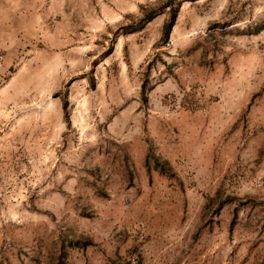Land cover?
Returning a JSON list of instances; mask_svg holds the SVG:
<instances>
[{
  "label": "rangeland",
  "instance_id": "1",
  "mask_svg": "<svg viewBox=\"0 0 264 264\" xmlns=\"http://www.w3.org/2000/svg\"><path fill=\"white\" fill-rule=\"evenodd\" d=\"M180 1L0 0V264H264V0Z\"/></svg>",
  "mask_w": 264,
  "mask_h": 264
},
{
  "label": "trees",
  "instance_id": "2",
  "mask_svg": "<svg viewBox=\"0 0 264 264\" xmlns=\"http://www.w3.org/2000/svg\"><path fill=\"white\" fill-rule=\"evenodd\" d=\"M188 1H194V0H188ZM180 2H181L180 0H165V2L161 6V7L167 8L166 9L167 15L162 19L161 26H160L159 39L162 41H164L168 37V34H169L173 24H174L176 14H177L178 8L180 6ZM138 8L141 11L143 10L141 17L139 19L140 24L138 26V28H141L142 27L141 24H143L144 22H147L148 20H150L153 17L156 9L155 8L143 9V8H145L143 5H138ZM131 24L132 23L121 25L120 26L121 32L125 33L126 31H128L130 29H136V27L132 28ZM121 49H122V52L126 56L127 55L126 45H123ZM89 81H90L91 85H93V80L91 77H90ZM66 106H67V100L64 97H62L61 98V109L63 111L62 113H63L65 123L68 125L69 120H68ZM154 165L157 167V169L160 172L171 173V171L169 170V168L165 164L158 162L156 159L154 160Z\"/></svg>",
  "mask_w": 264,
  "mask_h": 264
}]
</instances>
